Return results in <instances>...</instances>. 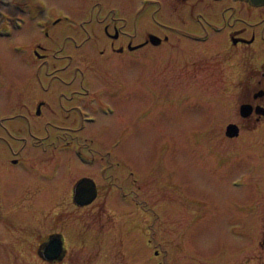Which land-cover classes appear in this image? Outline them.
Returning a JSON list of instances; mask_svg holds the SVG:
<instances>
[{
  "label": "rangeland",
  "instance_id": "obj_1",
  "mask_svg": "<svg viewBox=\"0 0 264 264\" xmlns=\"http://www.w3.org/2000/svg\"><path fill=\"white\" fill-rule=\"evenodd\" d=\"M108 21L134 45L148 29L168 39L114 52L110 41L129 40L107 37ZM205 21L264 38V5L233 0H0V28L12 30L0 33V181L24 187L0 198V245L12 251L0 264L264 263V121L239 112L264 102L253 98L264 89V41L235 49ZM203 24L209 39L184 35ZM39 99L48 109L37 116ZM96 107L93 122L79 121ZM83 175L98 193L75 205ZM55 220L64 257L42 262L34 233Z\"/></svg>",
  "mask_w": 264,
  "mask_h": 264
},
{
  "label": "flooded vegetation",
  "instance_id": "obj_2",
  "mask_svg": "<svg viewBox=\"0 0 264 264\" xmlns=\"http://www.w3.org/2000/svg\"><path fill=\"white\" fill-rule=\"evenodd\" d=\"M217 2H219V1H221V0H216ZM234 2H237V3H244V4H247V5H249V7H253V8H260V7H262V5H264V4H262V5H258V6H255V5H252V4H250L248 1H245V0H233ZM224 8H227V6H224ZM233 8V7H232ZM231 8V9H232ZM232 12V11H231ZM154 13V12H153ZM151 19L153 20H155V16H153V18L151 17ZM203 21V20H202ZM124 23H125V21H124ZM201 23H207V24H210V26H216L217 28H218V30L217 31H219V33H224L225 34V37H226V39H227V41L229 42V43H231L232 44V47H234L235 49H239L240 47H244V46H248V45H250V44H252L254 41L255 42H261L260 40H263L264 41V38H262L261 37V35H260V32L262 31V29H260L259 30V34L257 35L256 34V31L255 30H252L251 31V33H250V36H249V38L246 36V35H244L243 33H240V31H239V29H237V30H230L229 28H228V25H226L225 24V22L224 23H222V24H218V22H201ZM229 23H231V22H229ZM107 24H111L110 23V21H108V23H106V26H105V35L107 36V37H109L111 40H114V39H120V38H126V39H128L129 41L127 42V43H124V42H122V43H120L118 46L119 47H114V41H110V46L112 47V49H111V51H114V52H123L124 51V49H125V47L124 46H126V48L128 49V50H139L140 48H142V47H144L145 45H148V44H150V45H152L150 42H149V35L150 34H155V35H157L158 37H160L162 40H161V42L159 43V44H157V45H154V46H160V45H162V44H164L166 41H167V35L165 34H163L162 35V37L161 36H159L157 33H153V32H155V31H153V30H150V29H148L146 32H147V39H143V41L142 42H139V43H136L135 45L134 44H132L130 41L131 40H134L135 38H134V34H130L129 32H126L125 30H124V28H123V24H118V23H114L113 25H112V27H110V28H112V31H113V33H111L109 30H108V25ZM205 24H203V32H202V34H200L199 32H197V31H193V30H191L190 28L189 29H187L186 30V32H185V34L184 35H186L188 38H191L192 36H195V35H198V36H202V37H204V36H207L208 38L207 39H209V37L211 36L210 35V30H207V27H205L204 26ZM192 33V34H191ZM255 36L257 37H259L258 39H256L255 40ZM206 39V40H207ZM260 39V40H259ZM254 42V43H255ZM138 44H141V46L140 47H138V48H134V49H130L129 48V46H131V47H134V46H136V45H138ZM144 45V46H143ZM263 50V52H264V48L262 49ZM35 51H37V50H35ZM40 56L43 58L45 55L44 54H40ZM40 57V58H41ZM262 75L264 76V72H262ZM259 83H261L262 81L261 80H259L258 81ZM259 92H261V94L259 95L258 93ZM264 97V89H259L257 92H255L254 94H253V98H255V99H257V98H263ZM58 98L59 97H57V102H56V105L58 106ZM73 100H75V98L74 97H72V99H71V101L70 102H72ZM84 101V100H83ZM244 103H249L251 106H252V112H251V114H255V117H254V119L256 120V121H259V120H262V121H264V114H262V113H257L256 111H255V107L256 106H261V107H263L264 108V102H257V103H255L254 105L252 104V103H250V102H244ZM47 102L45 101V100H43V99H39V100H36L35 101V105H34V112H35V114L37 115V116H40V115H43L45 112H44V109L45 110H47L48 108H47ZM1 110V109H0ZM102 111H103V108H102ZM98 112V109H97V107L93 110V111H87V112H84V113H82L81 115H80V117H78V118H80L79 119V121L84 117V116H95V114ZM250 114V115H251ZM249 115V116H250ZM248 116V117H249ZM69 119V118H68ZM28 121V120H27ZM29 122V121H28ZM66 123H68V122H66ZM67 128H70V130H73V128L74 127H71V126H66ZM21 129V128H20ZM9 131V130H8ZM22 131H23V129H21L18 133H17V135L15 136V137H18L21 133H22ZM239 132H240V129H239ZM9 133H11V129H10V132ZM237 137V136H236ZM94 156V155H93ZM92 156V157H93ZM7 162H9L10 164L11 163H15V165H17L18 163H22V161H17V159H9V160H7ZM6 162V163H7ZM17 163V164H16ZM11 165H13V164H11ZM10 165V166H11ZM5 166H7V165H4L3 166V168H5ZM56 166H61V165H56ZM56 166H54V167H52L51 168V171L53 172V169L55 170V167ZM21 167V166H20ZM17 169V167H13V170H12V172H14L15 170ZM83 178H88V179H92L94 182H95V180L92 178V177H90V176H87V175H83V176H80L75 182H74V185H73V187H72V199H73V201H74V203H75V205H77V202L74 200V198H73V196H74V192H75V188H76V185L78 184V182L80 181V180H82ZM55 179V178H54ZM49 181H52V180H49ZM49 184H53L52 182H50ZM54 186V188L52 189V190H50L49 192H50V194H53V195H55V194H58V196H59V193L61 194L62 193V191H61V187L60 186H58V184H53ZM95 185H96V189L98 190V186H97V183L95 182ZM22 189H24V187H22L21 189L18 187V186H16V185H14L12 182H11V179L9 180V178H3L1 181H0V198L2 199V198H4V196L5 195H8L9 196V198H17L21 193H22ZM54 190H55V192H54ZM97 193H98V191H97ZM97 193H96V195H97ZM127 191L126 192H122L121 194H122V196L123 197H126V195H127ZM5 198H7V197H5ZM55 198H53V200H54ZM12 199H10V202H9V205H12V204H16L15 202H13V201H11ZM52 201V200H51ZM55 203H56V206H55V209H53V214L56 216L60 211L62 212V207H63V204H62V202L61 201H59V199H55V201H54ZM6 203V202H5ZM47 203L46 202H44V203H40L39 201H37V207L34 209V211L35 212H40V211H42L43 212V207L41 206V205H45V207L44 208H46V205ZM14 207H18V208H22L23 206L20 204V205H15ZM27 208V207H26ZM23 209H25V208H22V210ZM22 212V211H21ZM43 217H44V220L46 221V222H48V218H49V216L44 212V214L42 215V218H41V220L43 219ZM62 220V219H61ZM57 222H59V220H55V222L53 223V228L52 229H49V230H44V231H40V230H38V231H36L35 233H34V236L35 237H38V240H37V243H36V246H35V251H34V254H35V257L37 258V259H39L40 261H42V262H46V263H59V262H61L62 261V259L63 258H61V257H64L63 255H64V245H63V233H61L60 231H59V229L57 228V227H55V226H58V223ZM47 225V224H46ZM261 231V233L259 234L260 235V237H259V239H257V241H256V244L260 247V249L262 250V251H264V225L262 226V229L260 230ZM31 235V234H30ZM28 237V236H27ZM51 238H56V239H61L62 240V249H61V255L59 256V257H57V258H50V257H48L47 256V253H46V245H47V243L49 242V240L51 239ZM28 240V238L25 240V241H27ZM2 243V242H1ZM12 251L8 248V247H5V245H0V258H3L2 260H4L6 257H7V255L9 254V253H11ZM256 259H259V258H256ZM263 258H261L260 260H262ZM6 260V259H5ZM262 264H264V263H262Z\"/></svg>",
  "mask_w": 264,
  "mask_h": 264
},
{
  "label": "water",
  "instance_id": "obj_3",
  "mask_svg": "<svg viewBox=\"0 0 264 264\" xmlns=\"http://www.w3.org/2000/svg\"><path fill=\"white\" fill-rule=\"evenodd\" d=\"M245 1H248L250 4L255 6L264 4V0H245ZM149 40L153 44H158L160 42V39L155 35H150ZM139 46L140 45H136L134 47L129 46V48L133 49ZM258 94L260 95L261 92H259ZM252 109L253 108L249 103H242L240 105L239 112L241 116L247 117L251 114ZM255 111L257 113L264 114V108L261 106H256ZM238 133H239V126L236 123H230L227 125L226 135L233 137L238 135ZM95 196H96L95 183L91 179L83 178L76 185L73 198L77 203L85 204L92 201L95 198ZM61 246H62V242L60 241V239L51 238L46 245L47 256L50 258H56L57 253L62 249Z\"/></svg>",
  "mask_w": 264,
  "mask_h": 264
},
{
  "label": "bare ground",
  "instance_id": "obj_4",
  "mask_svg": "<svg viewBox=\"0 0 264 264\" xmlns=\"http://www.w3.org/2000/svg\"><path fill=\"white\" fill-rule=\"evenodd\" d=\"M12 34V32L10 33V35ZM59 239V238H58ZM60 241L62 242V240L60 239ZM61 255V251H59L58 253H57V256H56V258L57 257H59Z\"/></svg>",
  "mask_w": 264,
  "mask_h": 264
}]
</instances>
